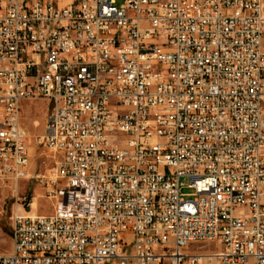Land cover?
Segmentation results:
<instances>
[{"label": "built area", "instance_id": "built-area-1", "mask_svg": "<svg viewBox=\"0 0 264 264\" xmlns=\"http://www.w3.org/2000/svg\"><path fill=\"white\" fill-rule=\"evenodd\" d=\"M0 264H264L263 0H0Z\"/></svg>", "mask_w": 264, "mask_h": 264}, {"label": "rangeland", "instance_id": "rangeland-1", "mask_svg": "<svg viewBox=\"0 0 264 264\" xmlns=\"http://www.w3.org/2000/svg\"><path fill=\"white\" fill-rule=\"evenodd\" d=\"M49 109L50 101L47 99L26 101L23 104L22 121L31 134L33 146V177L21 181L18 190L10 182L0 181V254L9 253L13 249L12 217L16 210L21 212L29 209L28 204L31 202H34L37 212L48 211L50 208L36 175L46 174L52 168L51 153L35 145V138L45 132Z\"/></svg>", "mask_w": 264, "mask_h": 264}]
</instances>
